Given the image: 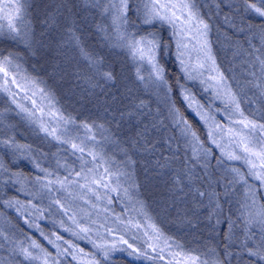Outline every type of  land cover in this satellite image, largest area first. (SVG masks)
<instances>
[{
	"label": "trees",
	"instance_id": "trees-1",
	"mask_svg": "<svg viewBox=\"0 0 264 264\" xmlns=\"http://www.w3.org/2000/svg\"><path fill=\"white\" fill-rule=\"evenodd\" d=\"M21 3L23 13L17 20L19 35L15 39L8 34V20L4 15L0 16V25H3L0 56L12 54L14 63L20 65L25 75L38 78L43 82L40 86L51 91L55 106L64 117H71L75 121L61 125V130L67 129L66 139L80 143L86 136H94V140L85 141L86 149L100 153L102 160L107 161L105 166L113 172L132 174L131 180L119 177L122 186L129 188L127 196L122 191L109 193L114 196L112 204L105 206L110 209L105 215L107 220L109 216L115 219V214H121L124 220L134 213L136 207L141 209L142 205L141 210L152 217L165 236L172 237L181 245L176 247L179 252L197 257V264H216L217 261L220 264H248L250 260L264 264L256 257L249 256L241 247L243 244L254 248L264 241V231L256 216L264 203L256 192L254 198L249 195V182L246 185L238 181L230 171L232 167H237L244 173V163L228 161L222 157L224 163L220 164L215 159L220 154L211 147L213 153L207 158L210 177L204 176V161L197 162L191 147H185L182 130L175 125L169 114L170 109H179L180 115L193 126L205 145L210 147L201 123L189 112L180 96L181 88L177 82L189 90L193 89V84L183 79L176 66L170 28L159 22L154 28L143 25L132 11L128 17L130 21H135V26L129 24L120 29L121 32L137 36L155 31L168 42V48L159 49L157 56L166 69L165 78L171 88L168 91V87L157 86L149 79L150 72L141 68L138 57L134 58L127 47L119 46L121 40L111 16L108 13L102 14L109 0H99L98 7H92L85 0H21ZM131 3L133 9L143 7L141 0H131ZM195 3L201 17L210 26L208 40L212 53L220 70L228 78L229 85L236 92L241 110L248 119L264 124V74L260 72L257 59H264V19L254 12H246L244 0H195ZM69 6L72 7L80 47L93 58H102V71H111L114 80L106 82L81 54L80 47L65 42L67 34L64 29L68 26L65 18L69 15ZM50 13L55 17L54 24L49 23ZM15 15L14 12L12 16ZM97 26L103 31L98 30ZM138 75L144 79H138ZM141 101L146 106L137 109L135 106ZM23 103L31 107L28 101ZM129 112L135 114L128 115ZM81 122L103 127L94 126L91 132L86 133L79 127ZM144 128H147V144H154L151 150H145L147 144L144 139L137 140L135 147L132 146L136 132ZM253 135L259 137L260 130ZM9 139L15 145L26 147L16 149L0 143V160L8 168V173L0 175V262L44 264L43 254L31 246L35 240L52 253L59 264H79L68 255L57 257L56 248L44 239L41 231L50 239L54 240L52 233H57L64 240L79 245V248H89V243L84 239H78L71 232L65 231V227H74L68 216L76 214L82 223H87L89 219L93 220L91 215L105 208L102 206L104 200L98 201L87 188H81L80 185L86 181L75 176V172L81 168L78 157L82 154L72 150L70 144L41 132L38 124L30 122L11 103L8 95L0 92V141ZM172 156L176 158L168 161V167H159L157 161L164 164L165 157ZM128 157L131 158V164L126 162ZM83 159L92 160L87 151ZM37 164L39 167H36ZM87 167L93 165L89 163ZM188 169H192L197 177L191 182L187 178ZM103 170V167L99 169L100 172ZM11 173H18L19 178L13 176L9 179ZM176 175L182 177V191L174 186ZM65 178L67 180L63 186L57 182ZM116 179L112 178L113 187L116 186ZM49 181L52 183L49 184ZM45 184L49 185V189L44 187ZM131 184H135V187H130ZM196 190L214 192L216 196L206 194L201 197ZM226 190L227 196L223 195ZM98 191L101 196L104 195L105 190ZM74 195H78L79 199L73 201ZM55 199L69 210L68 216L64 215ZM5 201L13 203L9 206ZM217 202L220 208H216ZM125 208L131 211L125 213ZM85 210L90 213V218L85 217ZM27 218L28 222L25 221ZM246 218L253 220L248 225L251 240L245 238ZM229 219L233 224L231 228ZM61 220L65 227L60 226ZM94 229L102 230L101 236L105 234L106 238L116 242L123 236L116 233L110 236L105 229L96 225ZM126 232L131 235L134 228L129 226ZM56 243L61 248L67 246L61 241ZM22 249H28L32 257H36L37 250L40 258L26 257ZM84 252H96L100 264H140L116 251H111L107 258L102 255L101 258L97 250ZM226 252L231 255H225Z\"/></svg>",
	"mask_w": 264,
	"mask_h": 264
},
{
	"label": "snow or ice",
	"instance_id": "snow-or-ice-1",
	"mask_svg": "<svg viewBox=\"0 0 264 264\" xmlns=\"http://www.w3.org/2000/svg\"><path fill=\"white\" fill-rule=\"evenodd\" d=\"M86 3H91L92 7H98L99 0L92 2V0H85ZM143 7L132 8L131 0H109V3L105 4L102 14L108 13L111 16L112 24L115 25L118 36L121 40L119 46L127 47L133 57H139L141 61H146L150 66L149 79L157 86L168 87V81L165 78L166 69L160 64L157 53L158 50L163 48H168V42H165L159 33L152 31L147 32L144 35L137 36L134 33L121 32L120 29L124 26L132 24L135 26V21H130L128 13L134 11L140 23L143 25H149L153 28L157 22L170 26L172 29L170 33L171 42L175 44L176 48V60L181 66V71L185 74V79L195 80L200 79L201 84L206 85L205 91L211 89L213 92L212 99L219 100L222 103V108H216L215 112H222L227 120V124H221L215 120V117L211 111H205L204 105L196 101L195 97L188 93L182 85L178 86L181 88L182 99L187 102L189 108L195 107L196 115L205 124H209L210 127L207 131L208 142L211 145L216 146L220 150V156L215 157L218 163L223 164L224 159L228 161H242L247 167L246 175L252 179L259 182V186L264 188V124L257 123L254 120L248 119L244 115V112L240 108V101L237 98L236 92L233 91L232 87L228 83V78L220 70L216 63V58L212 53L211 44L208 40V33L210 31V26L207 21L201 17L199 10L197 9L195 0H142ZM245 11L254 12L261 18H264V0H244ZM4 7L14 8L16 15L11 14L6 16L8 20L7 28L8 34L12 36L13 39L19 35V29L17 28V20L21 17L23 13V5L21 0H14V4L5 5ZM69 15L65 18V22L68 25L64 31L67 34L66 43H75L77 47H80V37L76 34L74 28L75 20L72 16V7H68ZM49 23H56L55 17L49 14ZM98 30L103 31L100 26H97ZM251 27V26H250ZM3 31V25H0V33ZM242 31V29H241ZM80 52L85 56L92 67L95 68L97 74L102 77L106 82L114 80L113 73L111 71H102L103 59L93 58L89 53L85 51L83 47H80ZM260 64V72L264 74V59L257 57ZM205 72L208 73L205 77ZM255 75V73H253ZM138 79H144V77L138 75ZM0 92L6 93L12 104L20 110L21 113L26 115V118L30 122L39 125L41 132H44L47 136L52 137L57 141H62L65 144H70L71 149L75 152L82 154L78 159L81 160V168L79 171L75 172L77 178L82 177L86 183L80 185L81 188H87L88 192L95 195L98 201L107 200L109 205L112 204V197L109 195L110 192L120 193L121 191L127 196L129 188H124L120 183L119 177H127L129 180L132 179V174L128 172H113L110 167H106L107 161H103L100 153L95 152L90 149H86L85 141L87 139L94 140L95 137H85L81 139L80 143H75L66 139L67 129L61 130V125H68L75 123L71 118H65L64 114L55 106L54 95L50 90H47L40 85L43 83L38 78L30 77L27 75H22L20 72V65L14 63L13 55L0 56ZM15 86V89L13 88ZM95 86V85H94ZM18 90V91H17ZM168 91L171 88L168 87ZM22 94V95H21ZM23 101H28L31 107L26 106ZM145 102L141 101L135 107L137 109L144 108ZM208 108H212V104L209 103ZM39 113V115H37ZM134 112H129L128 115H134ZM170 116L172 117L175 125L182 130V134L186 140L185 147H191L193 157L197 158V162L203 160L204 163L202 167L204 169V176H209L207 158L212 155L213 149L207 147L205 142L201 140L198 132L193 128L191 124L179 113V109H170ZM124 115L123 113L121 114ZM234 116H239L240 119H233ZM55 124V126H53ZM100 127L102 125H89L86 122H81L79 127L83 128L85 132H91L93 127ZM238 126V127H237ZM260 130L261 135L255 137L253 134ZM147 128L137 131L135 138L132 141V146L135 147L137 140L144 139L147 144V139L145 133ZM227 138L228 144H223V139ZM0 143L6 144L10 147H15L20 149L26 146L15 145L14 142L9 140L0 141ZM154 144H147L145 150H151ZM230 148L231 150H227ZM87 151V155L92 158L91 161H86L83 159V154ZM125 155L127 153L125 152ZM175 156L165 157V163L157 164L160 168L168 167V161L175 159ZM127 164H131V158H127ZM91 163L93 167H87V164ZM123 163V162H122ZM36 167H39L37 164ZM103 167V172L99 169ZM42 171H46L43 170ZM230 171L238 178V181L244 182L246 185L248 181L246 175L241 172L240 168L232 167ZM187 178L189 182L193 181L197 177L194 176L192 169L187 170ZM8 173V168L4 164L3 160H0V175ZM19 178L18 173H11V177ZM91 177V179H90ZM116 177V186L113 187L112 178ZM204 177H199L203 179ZM40 178H38L39 182ZM65 180L57 181L62 186L65 184ZM182 177L176 175L174 177L173 183L176 188L183 190L181 184ZM52 183L51 181L48 182ZM68 183H76V181H68ZM44 187H48L45 184ZM130 187H135V184H131ZM98 189L105 190L104 195L101 196ZM199 196L203 197L206 194L210 197H215L214 192L205 193L196 190ZM248 193L253 198L255 197L254 186L248 185ZM227 190L223 195L227 196ZM130 199V197H129ZM9 206L12 205V201H5ZM18 203V201H17ZM31 203V201H29ZM63 210L64 215L68 216V209L57 200L55 202ZM255 203V199L253 200ZM97 205H93L96 207ZM34 207V206H33ZM220 204L217 202L216 208H220ZM242 207H244L242 205ZM261 212L256 214L259 217V223L261 225V230L264 231V205H261ZM142 209V205H141ZM37 211H40L37 209ZM105 213L109 212L110 209L105 207L103 210ZM131 211L125 208L124 212L128 213ZM141 215L143 221H136L133 223L132 219L127 221L122 219L121 214H115V221L118 222L117 227H106L105 223L99 224V228L105 229V232L114 236L119 226L124 227V231H128L129 226L136 229L138 232L143 231V250L138 247H134L132 243L124 239L123 236L119 237V244L127 245L129 255H137L138 257H144L145 259L151 260H163L164 256L161 255L166 249H171L173 247H181L178 242L174 241L172 237L165 236L159 226L153 222L151 216L147 212L141 210ZM68 219L72 222L74 227H65L64 221H60V226L65 227V231L71 232V234L78 239L90 240L88 235L93 231V226L97 224V221L89 219L87 223H82L81 219H78L76 214L68 216ZM211 219V214L209 215ZM107 221V217H105ZM219 223V221H217ZM229 227L233 226L232 221H228ZM252 219H247L244 225L245 238L246 240H251L252 236L248 235V225L252 224ZM31 226V225H30ZM41 235L49 244L54 245L56 248V256H71L73 260L77 259V255L80 257L88 256L90 257L87 264H100V261L96 259V253H85L82 248H79L74 242H69L64 240V237L52 233L55 239H50L48 235H45L41 231ZM227 238V237H226ZM56 241H61L66 247L61 248L60 244ZM93 247L100 249L102 255L107 258L110 251L115 250L117 247L116 243H113L112 248H105L103 245L96 244L92 242ZM161 244L163 247H161ZM31 246L33 248L39 249L44 256V264H59V260L52 257V253L48 252L41 244L33 240ZM243 250H246L248 255L251 257H256L259 261L264 262V241L260 244L252 247H246L241 245ZM77 249L79 250L77 252ZM155 253L154 256L148 255V250ZM26 257H32V253L28 249H22ZM214 251V250H213ZM172 260L168 261V264H197V257L191 256L190 254L183 257L182 259H177L180 257L179 252H170ZM225 255H231V253L226 252ZM34 259H39V256L32 257ZM216 264H220L219 261ZM248 264H256V260L248 261Z\"/></svg>",
	"mask_w": 264,
	"mask_h": 264
},
{
	"label": "rangeland",
	"instance_id": "rangeland-1",
	"mask_svg": "<svg viewBox=\"0 0 264 264\" xmlns=\"http://www.w3.org/2000/svg\"><path fill=\"white\" fill-rule=\"evenodd\" d=\"M9 4H14V0H0V16L1 15H4L6 17L9 14L13 15V13L15 12L14 8L4 7L5 5H9ZM141 4L143 6L142 0H141ZM168 27L170 28V26H168ZM171 31H172V29L170 28L169 34L171 33ZM170 41H171V37H170ZM171 43H172V54H173L174 60L176 62L177 68L181 72L183 79L186 80V81H189L190 83L193 84V89H191V88H190V90L187 89L188 90V93L191 94L192 96H194L195 99H196V101H198L200 104L204 105V110L205 111H211L213 113V115L215 117V120L217 122H219L221 124H227V120H226L224 114L222 112H220V113L215 112V109L216 108H222V103L219 100H213L212 99V96H213L212 90L209 89V90L205 91V88L207 86L201 84L200 79H195V80L185 79V74L181 71V66H180L179 62L176 60V48H175V44L173 42H171ZM157 56H158V53H157ZM138 59H139V57H138ZM139 62L141 64V68L146 69L148 72L151 71L150 66L148 65V63L146 61H141L139 59ZM20 72H21L22 75H25L21 70H20ZM207 75H208V73L205 72V77H207ZM0 83H2V80H0ZM13 88H14V90H16L15 89V86H13ZM180 96H181V89H180ZM182 101L184 102V104H185L186 108L189 110V112L201 123V125H202V127H203V129H204V131L206 133V137L208 139L207 131H208V128L210 127V123L211 122L209 124H205L196 115V109H195V107L189 108L187 106V102L185 100H183V99H182ZM209 103L212 104V108L211 109L208 108ZM233 119H237L238 120V119H240V117L239 116H234ZM222 142H223V144L227 145L228 144L227 138L225 137ZM208 146L214 148L216 150V152L218 154H220L219 148H217L214 145H211L209 142H208ZM227 150H231V149L228 148ZM234 162H236V161H234ZM243 171H244V174L246 175V173H247V167H246V165H244ZM246 179H247V181L252 186H254V191L259 195L260 201H262L264 203V188H261L259 186V182L258 181L252 179L251 177H248L247 175H246ZM48 189H49V185H48ZM112 195L114 196L113 193L111 194V197H112ZM76 199H79V196L78 195H74L72 197V200L73 201L76 200ZM55 200H57V199H55ZM107 204H108L107 203V200L102 201V206L105 207ZM105 215H107V214L104 213L103 211H100V212H97L95 215H91V216L93 217V220L99 221L100 223H105L106 224V227H111V224H112V227H117L118 223L115 221V219L113 218V216H109V218H108L109 221L111 222L110 223L108 220L105 221ZM85 217L90 218V213L87 210H85ZM129 219H132L133 220V223H135L136 221H141L142 222L143 221V218H142V215H141V209L138 208V207H136L134 209V213L131 216L125 217L124 220L127 221ZM25 221L28 222V218ZM96 226L99 227V225H97V224H96ZM100 229H103V228H100ZM115 233L116 234H122L123 236L127 237L126 240H128L129 243H132L134 245V247H138V248H141V250H143L144 245H143V231L142 230L138 232L136 229H134V232H132L131 235H130V233L124 231V229H123L122 226H119L118 229H117V231ZM101 234H102V230H95L94 229V226H93V231L88 234L90 236V240L84 239L87 244L89 243L88 244L89 248H87L86 246H84L82 249L84 251H87L89 249H91V250H97L100 253L99 256L102 258L103 255L101 253V250L94 248L92 242L94 241L96 244L103 245L105 248H109V249L112 248L113 243H116L117 244V247L115 248V250H112V251H116L115 253H121V254L124 253L123 255L129 257L131 260H135V261L137 260V262H135V263H140V264H168V261L173 259L172 256L170 255V252H179V250L176 247H173L171 249H166L163 253H161V255L164 256V259L163 260L157 259L155 261L154 260H151V259H145L144 257H138L137 255H131L130 256L128 253H129V251H131V249H128L127 248V245L119 244L118 242H116L113 239L106 238L105 234H104V236H101ZM161 247H163L162 244H161ZM78 251L79 250H77V252ZM110 252H109V254H110ZM35 255L37 256V250H36V254ZM148 255L149 256H154L156 254L155 253H152V251L149 249L148 250ZM185 256H187V255L181 254L180 257H177V259H182ZM41 257H43V256L41 255ZM89 258L90 257H88V256L80 257L78 255V258L75 259V260L79 264H87ZM0 263L1 264H5L4 262H0ZM42 263H44V262H42ZM174 264H175V261H174ZM187 264H190V262H187Z\"/></svg>",
	"mask_w": 264,
	"mask_h": 264
}]
</instances>
